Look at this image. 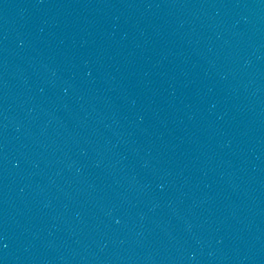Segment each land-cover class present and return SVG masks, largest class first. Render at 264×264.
Instances as JSON below:
<instances>
[{"label":"water","instance_id":"1","mask_svg":"<svg viewBox=\"0 0 264 264\" xmlns=\"http://www.w3.org/2000/svg\"><path fill=\"white\" fill-rule=\"evenodd\" d=\"M0 264H264V0H0Z\"/></svg>","mask_w":264,"mask_h":264}]
</instances>
